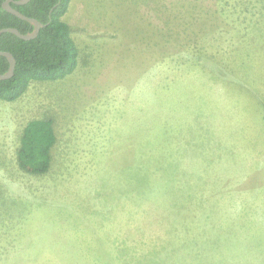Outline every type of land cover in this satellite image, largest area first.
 <instances>
[{"label":"rangeland","instance_id":"1","mask_svg":"<svg viewBox=\"0 0 264 264\" xmlns=\"http://www.w3.org/2000/svg\"><path fill=\"white\" fill-rule=\"evenodd\" d=\"M160 1L74 0L75 69L0 99V264H264V0Z\"/></svg>","mask_w":264,"mask_h":264},{"label":"trees","instance_id":"2","mask_svg":"<svg viewBox=\"0 0 264 264\" xmlns=\"http://www.w3.org/2000/svg\"><path fill=\"white\" fill-rule=\"evenodd\" d=\"M3 1L0 0V29L15 27L21 33L31 31L33 25L5 10L2 7ZM70 1L29 0L24 4L9 2L21 13L44 25L30 39H23L9 31L0 33V50L9 51L15 58L13 74L0 79V99L13 101L27 90L32 81L63 79L75 69L79 49L72 36L71 26L64 18ZM7 67V58L0 54V73L6 71ZM55 142L56 134L51 118L30 119L23 127L20 137L17 151L19 167L30 174L47 172Z\"/></svg>","mask_w":264,"mask_h":264},{"label":"water","instance_id":"3","mask_svg":"<svg viewBox=\"0 0 264 264\" xmlns=\"http://www.w3.org/2000/svg\"><path fill=\"white\" fill-rule=\"evenodd\" d=\"M28 1L29 0H4L2 3V7L5 10L17 15L18 17H21L29 21L33 25L32 30L26 33H21L15 27H3L0 29V33L4 31H9V32H12L18 35L19 37L23 39H30L37 35V32L39 31L40 27H42L44 24L33 17L26 16L25 14L21 13L16 8L11 6L9 3V2H13L14 4H24V3H27ZM0 54L4 55L8 60V67L6 71H4L3 73H0V79H5V78L10 77L13 74L14 66H15V58L9 51L0 50Z\"/></svg>","mask_w":264,"mask_h":264},{"label":"crops","instance_id":"4","mask_svg":"<svg viewBox=\"0 0 264 264\" xmlns=\"http://www.w3.org/2000/svg\"><path fill=\"white\" fill-rule=\"evenodd\" d=\"M73 1L74 0H71L70 1V5H69V8H68V11H67V13L64 15V18H65V20H67V16L69 15V13H70V11H71V8H72V4H73ZM133 9H134V7H132ZM136 8H138V7H135V9ZM151 9L150 10H152L153 11V14H152V16H153V19H156V21L158 22V11L159 10H163L164 8H165V6H164V3H163V0H161L160 1V7H158L157 6V4L154 2V3H152L151 4V7H150ZM139 9H143V8H139ZM155 16H156V18H155ZM68 21V20H67ZM69 23V22H68ZM71 26V25H70ZM71 31H72V28H71ZM73 35V34H72Z\"/></svg>","mask_w":264,"mask_h":264}]
</instances>
